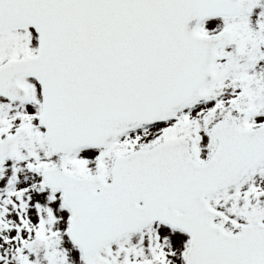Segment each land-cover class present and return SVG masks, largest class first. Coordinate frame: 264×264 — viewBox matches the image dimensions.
I'll return each mask as SVG.
<instances>
[{
  "label": "snow or ice",
  "instance_id": "1",
  "mask_svg": "<svg viewBox=\"0 0 264 264\" xmlns=\"http://www.w3.org/2000/svg\"><path fill=\"white\" fill-rule=\"evenodd\" d=\"M0 264H264V0H0Z\"/></svg>",
  "mask_w": 264,
  "mask_h": 264
}]
</instances>
